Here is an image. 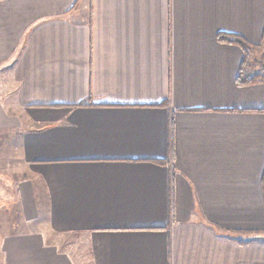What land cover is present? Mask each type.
Returning <instances> with one entry per match:
<instances>
[{"label": "crops", "instance_id": "1", "mask_svg": "<svg viewBox=\"0 0 264 264\" xmlns=\"http://www.w3.org/2000/svg\"><path fill=\"white\" fill-rule=\"evenodd\" d=\"M220 32L264 0H0L1 264H264V83Z\"/></svg>", "mask_w": 264, "mask_h": 264}, {"label": "rangeland", "instance_id": "2", "mask_svg": "<svg viewBox=\"0 0 264 264\" xmlns=\"http://www.w3.org/2000/svg\"><path fill=\"white\" fill-rule=\"evenodd\" d=\"M258 44L259 46L257 47L254 46L253 51L249 53V57L247 59L248 63H246L247 65L245 66V72H248L247 74L250 77L252 75L257 76L258 79H256V82L258 80L259 82L264 83V36L261 42ZM12 156H13V160L12 162H9V220H18L19 213L16 212L18 210L16 182L20 180L23 176V174H21L23 169V165H22L23 163L22 161L19 160L16 154ZM0 187H2L1 183H0ZM257 236L259 235H255V234L253 235V237L255 238ZM0 264H1V260H0Z\"/></svg>", "mask_w": 264, "mask_h": 264}, {"label": "trees", "instance_id": "3", "mask_svg": "<svg viewBox=\"0 0 264 264\" xmlns=\"http://www.w3.org/2000/svg\"><path fill=\"white\" fill-rule=\"evenodd\" d=\"M217 39L219 41H222V42L240 45V47L243 49L244 55H243V58H242V61H241V64L239 66V70L237 73L236 84L238 86H242V85L244 86V85H249L252 83H258L259 82L258 80L256 82V79H258L257 76L252 75L250 77L247 74L248 72H245V66L247 65L246 63H248L247 59L249 57V53H251L253 51L254 46L257 47V46H259V44L247 43L239 35L229 34V33H224V32L218 33ZM259 80H261V79H259ZM262 181L264 183V174H263Z\"/></svg>", "mask_w": 264, "mask_h": 264}, {"label": "water", "instance_id": "4", "mask_svg": "<svg viewBox=\"0 0 264 264\" xmlns=\"http://www.w3.org/2000/svg\"><path fill=\"white\" fill-rule=\"evenodd\" d=\"M259 238H260L262 241H264V236H259Z\"/></svg>", "mask_w": 264, "mask_h": 264}]
</instances>
